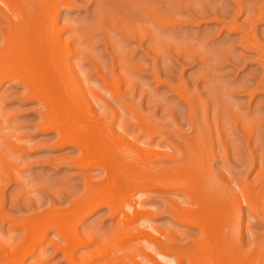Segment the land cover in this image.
Returning <instances> with one entry per match:
<instances>
[{
  "label": "rangeland",
  "instance_id": "1",
  "mask_svg": "<svg viewBox=\"0 0 264 264\" xmlns=\"http://www.w3.org/2000/svg\"><path fill=\"white\" fill-rule=\"evenodd\" d=\"M72 1L71 5L60 7L55 19L57 26L67 29L60 32L63 38L73 32L72 29L69 32L68 26L74 25V31H78V43L76 39L70 42L71 52L76 54L78 46L84 51L81 54H87L84 60L78 56L81 60L78 65H83L74 67L79 69L75 70L80 89H74L72 106L61 109V102L59 105L52 101L50 114L49 103L29 93L25 84L13 82L11 77L0 83L1 111L11 116L8 123L13 122L11 127H14L9 131L13 138H23L19 141L26 145V149L15 153L16 159L21 154L22 162L27 164L19 160L15 164L24 165L20 178L4 177L1 183L5 186L3 189L1 185L0 190L5 195L6 212L15 217H28L49 207L67 210L75 204L73 199L85 195L91 176L99 178L104 174L98 166H78L75 160L79 157V147L61 143L58 130L46 127V120L69 123L74 120L75 128L89 120L95 126L109 121L118 134L125 128L120 127L124 123L129 136L144 143V147L146 143L147 149L168 151L170 156L165 154L163 160L166 163L184 161L183 151L191 147L198 151L197 138L202 134L206 151L214 154L208 165L214 181L223 183L225 177L229 184L245 182L250 189L262 186L259 174L264 168V0ZM2 14L0 19L1 16L6 19L8 14L5 17ZM11 14L5 23L10 22ZM46 14L44 17L49 21L50 16ZM3 20L0 27L5 24ZM246 36L256 42H250ZM76 58H71L72 64L77 62ZM90 103L97 105L95 114L88 109ZM134 113L153 122L152 135L129 123ZM154 124H159L155 125L156 129L161 128L159 131L165 135L157 132ZM159 160V164L164 163ZM171 189L165 183L141 195L146 196L145 207L155 213L154 216L150 213L145 220L150 219L148 225L164 233L163 243H172L168 250L174 249L173 252L165 255L174 259L176 249L192 247L202 234L198 227L176 216V207L189 208L194 204L184 193ZM137 192L133 196L140 194ZM259 196L261 204L264 193ZM97 207L78 222V230L82 234L96 230L103 238L111 236L118 227L120 215H111L106 204ZM244 212L243 245L251 252L246 259L251 261L257 255L252 252L254 244L257 248L264 247V218H254L247 208ZM18 226L0 218V251L19 242L27 243L29 238L24 237L23 227ZM53 238H57L56 231L50 229L47 237L19 264H33L42 249H46L42 254L44 264H92L80 257L88 250L87 246L75 248L74 263L64 250L56 249L51 242ZM58 239L63 243L62 238ZM208 255L202 260H209ZM7 259L6 264H11V259ZM185 259L176 264H187Z\"/></svg>",
  "mask_w": 264,
  "mask_h": 264
},
{
  "label": "bare ground",
  "instance_id": "2",
  "mask_svg": "<svg viewBox=\"0 0 264 264\" xmlns=\"http://www.w3.org/2000/svg\"><path fill=\"white\" fill-rule=\"evenodd\" d=\"M72 2V0H0V14L4 13L6 16L11 10L15 12L13 15L10 13L12 17L10 22H4L6 19L9 20L10 14L6 19L3 18L5 20L2 19V16L0 19L6 26L0 27V30L5 27L3 31L1 30L3 41L0 42V83L11 77L13 82L25 84L29 93L40 98L44 103H49L47 105L50 108H48L50 114L52 101L58 102L59 105L61 102L63 104L61 109L72 106L73 93H76L74 89H80L78 75L76 76V70L79 69L75 68V70L74 67L83 65L82 63L78 65V60L81 61L78 56L84 60L87 55L81 54L84 51H80L81 48L76 46L79 35L78 31H74V25L72 24L73 28L68 26L69 32L73 30L70 34L73 33L77 37L69 34L67 38H63L60 32L66 27L57 26L56 23L60 7L71 5ZM46 12V15L50 16L49 21L44 17ZM14 16L15 18H13ZM75 29L77 30V28ZM246 37L250 42H256L250 36ZM74 39L77 42L75 43L76 54L71 52L70 48V42L75 41ZM74 56L77 57V62L72 64L71 58ZM79 75L83 78L82 73ZM97 94L99 95V93ZM88 107L95 114L97 105L95 107L90 103ZM1 108L3 109V107L0 106V186L4 182V177L18 180L23 174L20 171H23L22 168L27 165L22 162L21 154H17L18 157L21 156L18 160L15 154L19 149H26V145L20 143L23 138L12 137L13 122L8 123L11 122V116L4 114ZM133 115V120L129 119V123L132 122V124L140 126L142 132L152 135L153 122L151 121V124L146 121L149 119L144 120V117L142 118V115L137 113ZM90 121L85 123L86 126L82 122L77 128L72 126L74 120L70 123L67 120L62 122L46 120L44 124L46 127L58 130L61 143L69 142L79 147L80 153L77 155L79 157H74V159L77 158L75 163L78 166L86 168L98 166L103 169L104 176H98L99 178L91 176L93 178L86 184V191L83 192L85 195L81 194L80 199V195L77 197L78 199H73L72 202L75 204L72 205L71 202L72 206L69 205V207L71 206L68 208L69 211L67 208V210H63L62 208L58 209L59 207L57 209L49 207L28 217H15L6 212L4 210L5 195L3 190H0V218L12 225L22 226L24 237L29 238L27 243L19 242L2 249L0 264H6L4 261L6 258L11 259V261L7 259L11 264H19L34 250L38 242H42L47 237L50 229L56 231L57 237L51 240L52 244L56 245V249L64 250L66 257L73 262L75 261V248L85 245L88 250L83 252L80 257L92 264H176L183 258L187 259V264H264V247L257 248L254 244L252 252L255 251L257 255L250 261L246 259L249 256L247 254L251 252L247 251L243 245L244 209L247 208V212L254 215V218L259 216L264 218V197L261 204L258 201L261 197L259 195L264 193V168L260 170L259 177L262 178V183L261 180L259 182L262 186L259 188L250 189L245 182L239 181L235 185L229 184L225 177L223 183H219L212 179L213 175H209V160L214 154L212 155L211 151H206L202 134L197 138L198 151L191 147L190 150L183 151L184 155L186 153V156H182V158L185 157L184 161L181 159V161H177L179 160L177 159L166 163L163 160H165V154L166 156L168 154L167 157L170 156L168 151L153 150V152L147 149L146 143L144 147V143L142 145L137 138L129 136L126 126H123L124 123L120 127L126 129H121L122 131H119L118 134L112 128L111 122L108 123V120V122L105 121L107 122L104 123L105 125L102 123L101 125L99 119V126L92 125ZM92 122L94 123V120ZM87 123L91 125L87 126ZM7 124H10L8 126L11 128L8 129ZM155 125L159 126V124L153 126ZM160 129H156V131L161 132ZM157 132L154 131V134ZM161 133L165 135L164 131ZM162 156L164 158H161ZM172 157L175 159V156ZM19 160L24 165L21 163L17 166L15 163H20ZM158 160L164 163L159 164ZM132 164L135 165V168L131 167L132 169H130ZM19 168L21 169L19 170ZM19 173H21L20 176ZM165 183L171 185L173 190L184 193L189 198V202H193L194 206L191 205L189 208L176 207V201L173 206L178 208L176 216L185 220L189 225L198 227L202 234L201 239L198 242L195 241L192 247L175 248L174 259L165 255L172 243L170 245L163 243L164 233L162 234L161 230L148 225L147 222L150 219L145 220V217L150 213L152 215L155 213H152L151 208L152 212L145 207L147 206L144 204L146 196L142 198L146 191ZM136 191H139L137 193L140 194L133 196ZM225 200L228 202L223 203ZM102 204H106L110 208L111 215L116 213L120 215L118 227L116 226L117 228L111 236L104 238L98 236L100 233L98 232V234L96 230L82 234L78 230V222L82 221L89 211ZM161 235H163V239ZM58 238H62L63 243H60ZM42 250L44 251L42 252ZM42 250H39L41 253L38 251L36 254L33 264L45 263L43 261L45 255L42 256V254L46 253V249ZM171 250L173 252L174 249ZM207 254L210 256L209 260H202L203 256Z\"/></svg>",
  "mask_w": 264,
  "mask_h": 264
}]
</instances>
